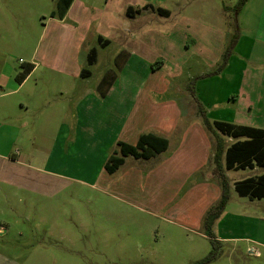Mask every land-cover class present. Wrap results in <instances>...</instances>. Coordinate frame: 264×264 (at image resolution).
<instances>
[{"label":"rangeland","instance_id":"1","mask_svg":"<svg viewBox=\"0 0 264 264\" xmlns=\"http://www.w3.org/2000/svg\"><path fill=\"white\" fill-rule=\"evenodd\" d=\"M119 1L114 0L115 5L106 9L104 0H77L73 11L76 14L60 22L56 0H0V61L18 69L19 73L33 53L38 62L61 63L66 67L75 55L76 69L91 71L90 80L83 84L88 82V86H94L107 65L117 72L112 57L128 47L125 42L147 60L153 59L152 68L158 62L163 66L158 72L155 70L145 87L159 86L162 82L168 93L179 90L187 95L185 88L190 83L196 84L197 75L206 71L208 63L218 61L219 64L220 60L222 63L221 31L229 38L237 28L238 0H190L203 4L194 9L179 8L171 0H160L169 17L158 18L151 12L140 16L134 13V20L125 16V7L118 5ZM128 1L133 9L146 3L158 5V0ZM260 4L261 0H246L240 18L252 16L250 22L256 21L258 17L251 11L257 10ZM185 17L199 19L209 28L201 54L202 46L196 49L185 46L191 44L188 34L192 31L188 30ZM142 25L147 30L135 39L130 37L136 35L131 31ZM194 26L190 25V29ZM99 33L109 40V47L101 49L97 45ZM92 47H96L97 62L90 67L86 56ZM218 64L209 70L212 74L208 89L204 82L195 85L197 94H207L208 104L225 99L220 88L226 84L213 79L218 74H213ZM40 71L37 73L40 80L57 76L48 69ZM122 76V80L127 77L131 80L125 87L133 97L143 87L148 71L126 70ZM217 111L215 108L212 114L216 115ZM13 131L0 127V144L6 142L10 153L18 149L14 145L16 139L13 140L17 134ZM65 150L68 151L65 154L67 170L58 182L52 181L49 196L22 189L13 194L7 191L6 196L0 197V223L4 225V232L0 234V255L3 256L0 264H190L209 253L211 245L207 235L215 237L216 234L212 229L205 234V214L201 220L198 214L199 208L206 207L208 200L214 198L203 196L194 186L215 181L179 182L165 174L150 175L147 169L155 161L143 160H127L125 168L111 175L105 173L100 158L87 157L80 164L71 149ZM130 165L141 167L140 172H132ZM253 173L256 174L239 170L229 177L233 181L234 177ZM247 202L230 189L226 207L214 223L222 218V231L232 230L233 237H241L236 234L233 223L241 213L254 211ZM257 208H263L264 212V203ZM209 264H264V255L255 258L245 251L243 242H220L219 254Z\"/></svg>","mask_w":264,"mask_h":264},{"label":"crops","instance_id":"2","mask_svg":"<svg viewBox=\"0 0 264 264\" xmlns=\"http://www.w3.org/2000/svg\"><path fill=\"white\" fill-rule=\"evenodd\" d=\"M171 1L179 8L194 9L198 5H203L190 0ZM160 2L158 0L156 6L150 3L142 4L141 8L137 9H133L128 0H120L118 5L125 7V16L131 20L135 18L134 13L140 16L151 12L158 18L169 17V11L162 7ZM76 3L77 0L72 1L60 22L76 14L77 11L73 13ZM112 5H115L114 0H104V8L108 9ZM243 7L244 4L236 12V31L229 34V38L224 30L221 31L223 44L220 49L221 56L227 51L233 37L235 41L224 67L213 78L226 84L220 88L225 94V99L217 104L215 102L208 104L207 94L205 93V96L197 94L195 85L204 82L205 89H208L211 81L209 70L218 64V61L208 63L206 71L197 75L194 96L189 93L187 87L185 91L188 96L179 90L168 93V88L162 82L159 86L149 83L150 88L145 87L155 70L158 72L163 69L160 62L152 68L153 59L147 60L140 54L141 52H135L134 48L125 42L123 44L128 47H124L112 57V63L115 65L114 59L121 53L123 65L117 70L115 79L104 95L99 93L98 84L105 72L112 69L109 65L95 80L94 86H88V82L87 84L83 82L90 80L91 71L89 75L82 77L83 69L78 71L74 65L75 55L69 59V65L66 67L61 63L38 62L34 53L31 54L26 64H32L33 69L22 83H17L14 78L18 74V69H12L7 63L0 61V127L14 130L13 133L17 134L13 137V140L16 139L14 145L18 148L14 153H10L11 151H7L6 142L0 144V197L6 196L7 191L13 194L22 189L43 197L49 196L52 181L58 182L67 170L65 154L68 151L65 149H71L75 159L79 158L80 164L84 158L94 157L100 158L104 167L109 156L117 152L118 143L135 145L141 135L151 134L164 138L167 141L166 149L149 159L127 156L115 171L125 168L127 160L155 161L154 166L147 169L150 175L165 174L179 182L204 179L215 181L212 184L194 186L196 191L203 193V196L214 198L212 201L208 200L206 207L199 208L198 217L201 220L208 209L219 200L220 186L212 173L214 138L202 123L197 112L198 105L203 108L209 122H225L234 126L264 130V0H261L257 10L251 11V14L256 13L258 17L254 22L249 20L253 18L252 16L240 18ZM157 8L166 10L168 16L158 15L155 12ZM127 9L130 16L126 14ZM106 16L109 17L110 14ZM186 19L189 23L188 30L192 31L188 34L191 44L185 46L190 49L202 46L200 49L202 51L199 52L201 54L202 42L208 37L209 28L199 19ZM92 21L100 23L99 20ZM190 25L197 26L190 29ZM144 30H147L146 25L139 26L131 31V34L136 35L130 37L135 39ZM97 37L108 42L105 47H100L97 43L101 49L109 47L110 42L104 35L100 33L96 35V42ZM96 62L97 52L96 60L90 67L95 66ZM140 68L148 71V76L143 87L132 97L128 93L129 88L125 87L131 80L129 77L122 80L121 77H124L122 75L126 70ZM41 69L50 70L57 75L56 78L40 80L37 73L41 72ZM65 77L70 79L67 81ZM215 108L218 111L213 115ZM216 133L223 139L225 148L237 140H243ZM221 163L229 190L233 189L235 182L264 174V167H253L245 170H251L256 174L238 179L234 177L231 181L229 174L239 170H225L224 154ZM139 168L141 167L130 165L132 172L139 173ZM247 201L255 212H243L238 218H234L233 223L237 230L236 234H241V237H233L232 230L224 233L220 225L222 218L214 223L211 229L219 242H243L245 251L255 258H261L264 255V212L263 208L257 207L264 203V198ZM8 209L12 211V208ZM3 232L4 225L0 223V234ZM2 257L0 255V261Z\"/></svg>","mask_w":264,"mask_h":264},{"label":"trees","instance_id":"3","mask_svg":"<svg viewBox=\"0 0 264 264\" xmlns=\"http://www.w3.org/2000/svg\"><path fill=\"white\" fill-rule=\"evenodd\" d=\"M73 0H57L55 3L56 14L59 19H61L66 11L68 10L70 4ZM246 0H238L235 10L239 11L240 8ZM155 12L158 15L167 17L168 12L166 10L157 8ZM129 9H127L126 14L129 15ZM54 16V13H52ZM235 37H233L227 51L223 55V61L220 66L214 71L213 74L219 73L224 67L227 59L230 56V50L233 47ZM97 43L100 47H105L108 45L107 41H103L100 37H97ZM96 48L92 47L86 58L88 66H91L96 60ZM121 53L118 54L114 61L116 70L121 69L124 60L121 59ZM32 64H23L21 71L15 76V81L17 83H22L24 79L32 71ZM210 73L209 75H211ZM89 75V70L84 69L81 73L82 77ZM116 77V72L113 70H108L103 75L102 79L98 84V90L101 95H104L111 83ZM189 93L194 96V86L192 83L187 85ZM198 114L202 119L204 127L209 130L214 138V150L212 156L213 175L218 179L220 186V198L219 200L209 209L205 214L203 221L205 227V234L211 232L212 225L222 214L229 197V186L228 180L224 175L222 168V155L225 157V170H245L252 169L253 167H264V130L246 127V126H234L230 123L225 122H209L203 108L198 105ZM222 134L223 136L230 137L232 139L243 138V140H237L227 148H225V143L223 139L216 132ZM167 147V141L164 138L156 137L151 134L141 135L135 145H129L125 143L117 144V152L109 156L106 163L104 164V170L106 173H113L124 161V158L131 156L135 159H149L158 153L163 152ZM233 190L239 197H244L249 200L263 199L264 198V174L249 177L247 179L235 182L233 185ZM210 238V251L202 259L192 262L190 264H209L210 262L216 260L219 250L220 242L212 236V234L207 235Z\"/></svg>","mask_w":264,"mask_h":264}]
</instances>
